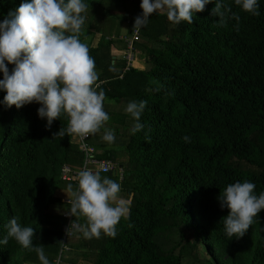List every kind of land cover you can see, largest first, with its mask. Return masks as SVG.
<instances>
[{"label": "trees", "instance_id": "16d2710c", "mask_svg": "<svg viewBox=\"0 0 264 264\" xmlns=\"http://www.w3.org/2000/svg\"><path fill=\"white\" fill-rule=\"evenodd\" d=\"M22 2L0 0V22ZM83 2L88 10L82 14L86 18L79 39L94 58L97 90L115 102L147 103L140 117L144 128L134 135L133 118L125 111L112 112L114 148L97 153L122 168V178L107 172L101 176L121 185L129 217L120 220L114 238L102 234L89 240L80 233L73 241L79 251L68 261L264 264V210L243 237L229 239L223 226L229 209H222L218 200L221 190L238 181L253 182L256 195L264 192V0H257L259 15L224 0L239 16L226 27L217 26L219 17L211 15L214 2L196 13L192 24L175 25L166 14L154 12L138 28L133 44L135 54L143 55V66L127 71L113 50L124 49L135 18L142 15V0ZM95 18L102 36L91 46L85 40ZM123 21L127 29L122 36L117 28ZM5 63L11 73L14 65ZM5 95L0 90V101ZM40 106L33 102L18 109L0 103V240L10 219L19 217L22 227L35 229L33 247L42 246L53 264L63 231L59 223L46 224L44 210L60 201L53 192L60 185L62 164L81 163L82 153L67 134L53 135L67 126V119L62 115L46 127L47 118L38 115ZM161 238L167 240L165 246ZM35 261L40 262L37 254L12 238L0 244V264Z\"/></svg>", "mask_w": 264, "mask_h": 264}, {"label": "clouds", "instance_id": "9594fccd", "mask_svg": "<svg viewBox=\"0 0 264 264\" xmlns=\"http://www.w3.org/2000/svg\"><path fill=\"white\" fill-rule=\"evenodd\" d=\"M213 2L211 15L219 17L217 26L226 27L233 18L239 21V16L224 0H142V15L135 18L134 29L144 27L154 12L166 14L168 21L175 25L192 24L194 15ZM234 3L244 12L260 14L257 0H234ZM87 10L83 0H25L15 13L10 12L0 22V71L3 72L0 90L6 91L0 103L19 109L37 102L41 105L37 110L39 117L47 118L46 127L50 128L62 115L67 119V126L61 127L54 137L67 134L84 140L103 129L101 139L112 144L114 131L105 127L110 119L104 110L106 95L103 90H97L94 58L79 39L86 18L82 14ZM5 61L14 65L11 73ZM146 103L130 101L124 109L135 121L130 129L133 135L144 128L140 117ZM182 139L190 142L189 136ZM103 171L109 172V169ZM77 180L75 189L69 184L67 192L64 191L71 197L66 214L76 218L66 230L68 235L81 233L89 240L99 239L102 234L114 238L118 223L130 214L128 201L120 196L121 185L87 166L78 172ZM255 187L246 180L230 183L221 190L220 207L229 209L223 218L229 239L243 237L255 222L254 218L264 210V192L256 195ZM81 217L84 223H79ZM18 220L19 217L10 219L7 235L0 244L6 245L12 238L23 248L34 251L41 264H49L43 247H33L35 229L22 227Z\"/></svg>", "mask_w": 264, "mask_h": 264}, {"label": "built area", "instance_id": "2783aa9c", "mask_svg": "<svg viewBox=\"0 0 264 264\" xmlns=\"http://www.w3.org/2000/svg\"><path fill=\"white\" fill-rule=\"evenodd\" d=\"M138 37V28H136L133 30L130 38L125 39L126 45L124 49L115 53V55H120L125 61L123 71L129 70V68L134 65L136 55L133 50V44L136 40H138ZM71 138L72 141H74V144L77 146L78 150L82 153V160L79 164L63 163L59 172V178L61 181L72 182L73 188L75 189L78 186L77 174L85 166H87L89 170L100 171L101 173L104 172L103 169L108 168L109 172L114 170L115 174H118L119 178H122L123 170L121 167H117V164L114 160L110 158H99L97 156V153H99V149L91 143V135L84 140H81L78 137L74 136ZM70 198L71 197L68 198L69 200L67 199V202L69 204L68 208L62 213V217L64 218V223L62 224L63 240L60 252L53 264H64L62 260V254H64V252L68 249L66 245V240L67 238L72 237L74 235V233L68 235L66 231L72 221H74L73 216H69L66 214V212L70 209Z\"/></svg>", "mask_w": 264, "mask_h": 264}, {"label": "crops", "instance_id": "0c3cea01", "mask_svg": "<svg viewBox=\"0 0 264 264\" xmlns=\"http://www.w3.org/2000/svg\"><path fill=\"white\" fill-rule=\"evenodd\" d=\"M101 36H102L101 24H98V25L95 24L93 26V28L91 29V35L85 40V42L86 43H89L91 46H96L98 44V42L101 41ZM117 51H119V50H116V49L113 50L114 53H117ZM139 55H142V53H139ZM134 65H137L138 67H142L143 66V59L141 60V58L139 56L138 58H136V61H135ZM104 148L105 149H110L111 147L105 146ZM104 148H100L99 149V153H101L104 150ZM69 184H72L73 185L72 182H63V183H61V185L59 187H56L54 189L53 196L55 198H57V199L59 198V200H60V201L54 202V203L59 204L60 206H63V207L61 208L60 214H58V211H56V210H55V212H57V213L51 211L50 210L51 209L50 205L44 210L43 216L45 218V222H46L47 225H52L54 223L55 224L59 223L60 224V227L62 228V224L64 223V218L62 217V213L64 211H66V209H64V206L66 205L67 208L69 206V204L67 202L68 196L65 193V192H67V186ZM69 197H70V194H69ZM126 200L129 203V200L128 199H126ZM79 237H80V233H74V235L72 236V238L69 237L71 239L68 240V238H67V240H66V245L68 247L67 251H69V253H70L69 254V259L71 257H74V258L76 257L75 256L76 254L74 253L73 241L75 239L77 240V238H79ZM80 261H83L85 264H87L80 257L76 258V261H74V263H72L71 261H67V262L64 261V264H76V263L79 264Z\"/></svg>", "mask_w": 264, "mask_h": 264}, {"label": "rangeland", "instance_id": "374dc122", "mask_svg": "<svg viewBox=\"0 0 264 264\" xmlns=\"http://www.w3.org/2000/svg\"><path fill=\"white\" fill-rule=\"evenodd\" d=\"M106 15H108V13H105ZM118 14H122V12L121 11H119V13ZM118 14L117 13H113V15H114V21H119V19L117 18L118 17ZM93 23H94V25L95 24H97V19L95 18L94 20H93ZM119 27H120V31L122 32V33H120V34H122V36H123V34L124 33H126V29H127V23L126 22H121V24L118 26V28L117 29H119ZM136 55V58H138L139 56H140V58H141V60L143 59V55H139V53L138 54H135ZM135 61H136V59H135ZM135 61H134V63H135ZM116 100H114V99H112V98H107V99H105V102H104V110L109 114V116H110V119H109V121L106 123V125H105V127L106 128H108V129H111V130H113L114 131V134H115V138H116V132H117V129H115V127L116 126H114L113 124H112V118H114V116H112V112H114V111H124V109H125V107H126V102L124 101V100H120L119 102H115ZM107 103V104H106ZM121 129H122V127H121ZM102 135H103V129L101 130V132L100 133H97V134H95V135H91V143L93 144V145H95V146H97V148L98 149H100V148H104L105 146H108V147H111V148H114V146H113V144H107V143H105L102 139H101V137H102ZM61 183H63V181H61L60 180V185H61ZM59 185V186H60ZM58 186V187H59ZM120 196L123 198V195L122 194H120ZM126 200V199H125ZM50 207H51V211H53V212H55V210L56 211H58V214H60V211H61V208L63 207V206H60L59 204H56V203H51L50 204ZM49 207V208H50ZM59 209V210H58ZM64 209H67V206L65 205L64 206ZM55 213H57V212H55ZM44 217V216H43ZM69 240V239H68ZM160 241L162 242V244L165 246L166 245V242H167V240L166 239H164V238H161L160 239ZM78 251H79V248L75 245L74 246V253L75 254H77L78 253ZM69 251H65L64 252V254H62L63 256H62V260H63V262L65 261V262H67L68 261V259H69ZM58 256V255H57ZM57 256L53 259V263H54V261L56 260V258H57ZM199 256L200 257H203L204 256V254H201L200 253V251H199ZM35 258H33L32 260H35V259H37L36 258V256H34ZM38 260V259H37ZM32 262H27V264H31ZM87 263V262H86ZM33 264H41V262H38V261H35V262H33ZM77 264V263H76ZM79 264H85L83 261H80V263ZM184 264H196V263H194V262H192L191 260L189 261H186V259H184Z\"/></svg>", "mask_w": 264, "mask_h": 264}, {"label": "water", "instance_id": "95a60500", "mask_svg": "<svg viewBox=\"0 0 264 264\" xmlns=\"http://www.w3.org/2000/svg\"><path fill=\"white\" fill-rule=\"evenodd\" d=\"M109 173H111V174H113V175H114V174H115V171H114V170H112V171H111V172H109Z\"/></svg>", "mask_w": 264, "mask_h": 264}]
</instances>
